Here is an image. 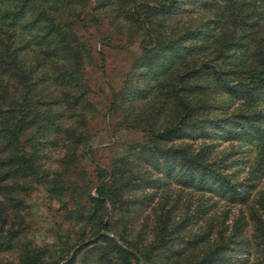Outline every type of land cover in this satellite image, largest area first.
<instances>
[{
  "label": "trees",
  "instance_id": "trees-1",
  "mask_svg": "<svg viewBox=\"0 0 264 264\" xmlns=\"http://www.w3.org/2000/svg\"><path fill=\"white\" fill-rule=\"evenodd\" d=\"M88 27L140 50L109 103L127 145L90 171ZM100 231L126 248L100 235L65 264H264V0H0V264Z\"/></svg>",
  "mask_w": 264,
  "mask_h": 264
},
{
  "label": "rangeland",
  "instance_id": "rangeland-1",
  "mask_svg": "<svg viewBox=\"0 0 264 264\" xmlns=\"http://www.w3.org/2000/svg\"><path fill=\"white\" fill-rule=\"evenodd\" d=\"M86 34L91 36V44L93 45V48L104 49L105 53V60L102 64L103 69H98L94 66L88 67L89 78H91L90 84L94 94L92 100L94 110L92 114L89 113L88 115L87 126L92 135V141L89 148L84 151L86 155L84 163L87 164L85 170L90 171L95 166L102 167L109 164L112 158L118 156L127 145L125 141H123L125 139V135L123 134L126 131L116 130L114 121L115 117L109 112V103L112 90L118 89L121 86L124 76L131 68L132 63L139 55L140 50L137 41L134 44L125 46H122L117 42L104 45L103 41L95 35L96 31L94 27H88ZM114 132H120L121 135ZM221 202L223 203L225 201L221 200ZM219 207H222V205ZM219 210L221 209L218 208L217 211ZM54 217L55 219L58 218L54 209H49V207L45 205L44 195L42 193H37L33 201V208L30 215L32 220V230L38 233L36 237L37 240H45L47 233H53L49 228L53 223ZM82 255L83 251L78 254L73 264H80ZM9 259L14 260V257ZM248 264H251V262Z\"/></svg>",
  "mask_w": 264,
  "mask_h": 264
},
{
  "label": "water",
  "instance_id": "water-1",
  "mask_svg": "<svg viewBox=\"0 0 264 264\" xmlns=\"http://www.w3.org/2000/svg\"><path fill=\"white\" fill-rule=\"evenodd\" d=\"M100 235H109L110 237L114 238V239L116 240V242H118L119 245H121V246H123V247L126 248V246L123 245V243L119 240V238H117V237H116L111 231H100L98 234H96L95 236H93V237L90 238L89 240L77 244V245L72 249V251L70 252V255H69L66 259L62 260L59 264H65L67 261H69V260L72 258L73 254L75 253V251H76L78 248H80L81 246H83V245H85V244H87V243L93 242V241H94L95 239H97ZM136 256H137V258H138V260H139V263H140V264H143L144 261H143L142 257H141L139 254H137Z\"/></svg>",
  "mask_w": 264,
  "mask_h": 264
}]
</instances>
